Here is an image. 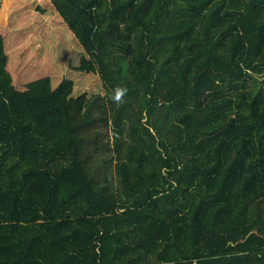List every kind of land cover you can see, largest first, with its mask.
<instances>
[{
    "label": "trees",
    "instance_id": "16d2710c",
    "mask_svg": "<svg viewBox=\"0 0 264 264\" xmlns=\"http://www.w3.org/2000/svg\"><path fill=\"white\" fill-rule=\"evenodd\" d=\"M49 1L105 92L118 210L1 222L0 264H264V0ZM70 137L36 125L37 166L73 167ZM81 189L59 179L53 208Z\"/></svg>",
    "mask_w": 264,
    "mask_h": 264
},
{
    "label": "rangeland",
    "instance_id": "374dc122",
    "mask_svg": "<svg viewBox=\"0 0 264 264\" xmlns=\"http://www.w3.org/2000/svg\"><path fill=\"white\" fill-rule=\"evenodd\" d=\"M0 34V148L18 158L17 166L0 170V223L116 212L109 112L90 58L49 0H0ZM45 76L52 96L38 102L26 84ZM56 120H68L77 162L50 174L35 162L34 128ZM59 179L82 189L55 210Z\"/></svg>",
    "mask_w": 264,
    "mask_h": 264
},
{
    "label": "clouds",
    "instance_id": "9594fccd",
    "mask_svg": "<svg viewBox=\"0 0 264 264\" xmlns=\"http://www.w3.org/2000/svg\"><path fill=\"white\" fill-rule=\"evenodd\" d=\"M121 93L119 92V90H118V96H117V98H119V95H120Z\"/></svg>",
    "mask_w": 264,
    "mask_h": 264
}]
</instances>
